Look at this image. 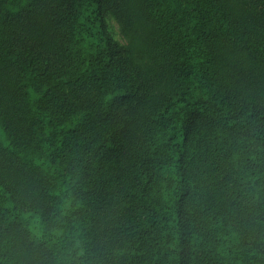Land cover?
Wrapping results in <instances>:
<instances>
[{
    "label": "trees",
    "instance_id": "obj_1",
    "mask_svg": "<svg viewBox=\"0 0 264 264\" xmlns=\"http://www.w3.org/2000/svg\"><path fill=\"white\" fill-rule=\"evenodd\" d=\"M0 264H264V0H0Z\"/></svg>",
    "mask_w": 264,
    "mask_h": 264
}]
</instances>
